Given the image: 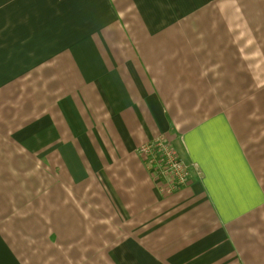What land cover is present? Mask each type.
<instances>
[{
	"label": "crops",
	"instance_id": "1",
	"mask_svg": "<svg viewBox=\"0 0 264 264\" xmlns=\"http://www.w3.org/2000/svg\"><path fill=\"white\" fill-rule=\"evenodd\" d=\"M28 2L0 0V264H264V0H53L38 38ZM160 136L199 172L171 196Z\"/></svg>",
	"mask_w": 264,
	"mask_h": 264
},
{
	"label": "built area",
	"instance_id": "2",
	"mask_svg": "<svg viewBox=\"0 0 264 264\" xmlns=\"http://www.w3.org/2000/svg\"><path fill=\"white\" fill-rule=\"evenodd\" d=\"M136 153L163 196L187 188L199 177L197 167L182 161L172 144L161 136L140 146Z\"/></svg>",
	"mask_w": 264,
	"mask_h": 264
},
{
	"label": "rangeland",
	"instance_id": "3",
	"mask_svg": "<svg viewBox=\"0 0 264 264\" xmlns=\"http://www.w3.org/2000/svg\"><path fill=\"white\" fill-rule=\"evenodd\" d=\"M52 3H53V0H29V2L26 3V5L15 6V8H17L16 9L17 13H18L17 11L18 8H21V10L24 9L23 11L30 15L31 18L29 19L31 23V31H37L35 34V37L37 36V38H38V33H39V30H38L39 26H42L41 29H45L47 32H49L50 30H52V28H54V23L47 20V16L53 17L55 14V10H54L55 6ZM39 9H42V11H40ZM5 15L6 14L4 10V13L0 15V18L2 17L4 18L0 20V32L1 31L5 32L6 30H2V29H7L8 23L6 22ZM39 15L43 18V20L37 21V19L39 18ZM52 39L55 40L54 36L52 37ZM32 40H36V38H32ZM31 43L33 45L32 46L29 45V48L34 50V43L32 41ZM17 44L18 46L22 45L20 42H17Z\"/></svg>",
	"mask_w": 264,
	"mask_h": 264
}]
</instances>
